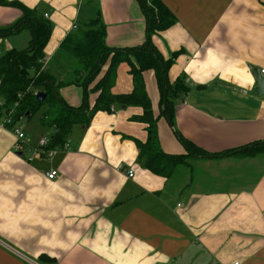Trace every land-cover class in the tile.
Returning <instances> with one entry per match:
<instances>
[{
  "label": "crops",
  "instance_id": "obj_1",
  "mask_svg": "<svg viewBox=\"0 0 264 264\" xmlns=\"http://www.w3.org/2000/svg\"><path fill=\"white\" fill-rule=\"evenodd\" d=\"M9 1L36 8L52 24L45 68L66 84L60 95L74 107L83 102V78L61 45L79 25L99 15L110 47L146 40L138 0ZM162 1L176 23L152 39L166 59L179 53L168 77L187 87L175 100L173 122L159 120L162 149L187 154L179 133L210 154L264 141V92L256 91L258 71L264 78V0ZM22 14L0 4V27ZM30 39L27 29L0 37V57L27 48ZM144 79L158 116L155 72L145 71ZM133 88L123 62L113 92ZM96 98L90 94L91 105ZM37 113L36 127L27 128ZM37 113L20 122L33 144L54 133L42 124L43 110ZM142 113L126 105L98 111L89 125L74 127L65 142L71 149L31 161L0 126V264H264V152L192 156L163 177L139 161L137 141L147 131L134 117ZM51 169L59 172L55 179L46 177Z\"/></svg>",
  "mask_w": 264,
  "mask_h": 264
},
{
  "label": "trees",
  "instance_id": "obj_2",
  "mask_svg": "<svg viewBox=\"0 0 264 264\" xmlns=\"http://www.w3.org/2000/svg\"><path fill=\"white\" fill-rule=\"evenodd\" d=\"M138 2L147 24L144 43L126 48L108 46L106 26L99 15L84 26L79 25L78 32L69 35L62 43V50L80 64L76 76L83 78L79 82L84 89L83 102L79 107H74L60 95V87L66 84L59 82L44 65V50L52 34V24L36 8H30L18 1L0 0V4L17 6L23 12L12 25L0 27V37L23 29L31 33L27 48L12 49L0 57V113L8 114L15 107L12 118L20 123L43 110L42 124L54 128L48 147L55 148L68 141L76 125H89L98 111H110L116 105L141 107L143 113L134 119L145 124L147 139L137 141L139 161L144 168L167 178L174 176L188 157H219L241 151L242 156H254L264 152V141H257L223 154H210L180 133L179 137L187 149V154H171L162 149L158 132L159 120L164 117L170 123L173 122L175 100L187 87L182 78L171 83L168 77L169 69L179 53L176 52L174 56L166 59L154 44L152 36L174 25L176 17L162 0ZM123 62L130 66L134 88L129 93H114L118 68ZM147 70L155 72L161 93V113L158 116L154 114L144 79V72ZM35 90L47 92L45 99L39 100L34 94ZM94 92L97 93V98L91 105L90 94ZM40 257L44 262L51 259L46 255Z\"/></svg>",
  "mask_w": 264,
  "mask_h": 264
},
{
  "label": "built area",
  "instance_id": "obj_3",
  "mask_svg": "<svg viewBox=\"0 0 264 264\" xmlns=\"http://www.w3.org/2000/svg\"><path fill=\"white\" fill-rule=\"evenodd\" d=\"M74 27H77L75 25ZM48 62V58H45L44 65ZM264 73V69L262 70ZM38 90L34 91V94H38ZM114 109V106H112ZM15 111V107L13 110L9 111L8 114L0 113V126L3 128H8L11 130L16 138L14 149L16 152H22V156L31 161L34 156H43V157H52L59 150H69L71 149L68 143H65L61 148H49L48 145L50 143V139L47 137H43L38 143L33 144L29 141L28 135L25 132L23 126L16 121H13V112ZM29 152V153H28ZM28 155H27V154ZM58 170L51 169L46 172V177L49 179H55L58 176ZM128 175L130 177L134 176L133 170H130ZM234 264H239V262H235Z\"/></svg>",
  "mask_w": 264,
  "mask_h": 264
},
{
  "label": "water",
  "instance_id": "obj_4",
  "mask_svg": "<svg viewBox=\"0 0 264 264\" xmlns=\"http://www.w3.org/2000/svg\"><path fill=\"white\" fill-rule=\"evenodd\" d=\"M256 79L258 82L256 91H258L259 93H263L264 92V78L260 75V71H258V73L256 74ZM46 96H47V92L45 91H39L37 94V98L41 101L44 100ZM18 154L22 155V152H18Z\"/></svg>",
  "mask_w": 264,
  "mask_h": 264
},
{
  "label": "rangeland",
  "instance_id": "obj_5",
  "mask_svg": "<svg viewBox=\"0 0 264 264\" xmlns=\"http://www.w3.org/2000/svg\"><path fill=\"white\" fill-rule=\"evenodd\" d=\"M41 113H37L35 116L32 117V121L30 123H26L25 125H27L29 127L34 126L36 127L38 121H39V117H40ZM28 122V121H27ZM24 128V127H23ZM29 153V152H28ZM28 155V154H27ZM28 160V159H27ZM29 161V160H28Z\"/></svg>",
  "mask_w": 264,
  "mask_h": 264
}]
</instances>
